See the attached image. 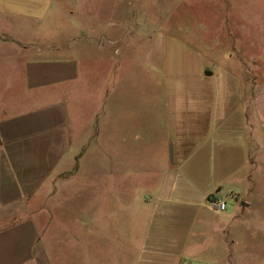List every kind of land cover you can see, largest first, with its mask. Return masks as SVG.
Listing matches in <instances>:
<instances>
[{
  "label": "crops",
  "instance_id": "1",
  "mask_svg": "<svg viewBox=\"0 0 264 264\" xmlns=\"http://www.w3.org/2000/svg\"><path fill=\"white\" fill-rule=\"evenodd\" d=\"M223 3L222 46L165 41L158 65L124 70L109 44L130 21L97 27V0H0V264H246L242 235L264 264V0ZM95 35L89 57L109 68L82 65ZM91 72L92 100L74 101ZM104 130L115 162L100 177L125 191L65 200L64 184L96 178L84 158ZM125 140L141 165L117 163Z\"/></svg>",
  "mask_w": 264,
  "mask_h": 264
},
{
  "label": "rangeland",
  "instance_id": "2",
  "mask_svg": "<svg viewBox=\"0 0 264 264\" xmlns=\"http://www.w3.org/2000/svg\"><path fill=\"white\" fill-rule=\"evenodd\" d=\"M99 4H97L96 13L92 14V19L96 20L97 27L102 25L103 28H115L113 25L119 24V26L124 27L127 21H130L127 26H125L124 34V43L113 45L109 44L112 47V55L119 56L121 58V67L125 69L128 68H138L142 69L143 67H147V65H158L160 61V52L163 51L164 45L163 42L167 41L169 44L174 45L176 40H182V42H186L189 46L194 45L198 40H202L207 42L208 40H214L216 45H223V32L224 24L222 22V14L225 15L227 13V9L224 7V1L228 2L229 0H97ZM241 4L239 6H244V4L250 5L254 3V0H238ZM221 3V4H220ZM220 6V9L218 7ZM102 8V10H100ZM247 14V11L246 13ZM129 18V19H127ZM223 21H226L225 18ZM226 28V26H225ZM120 29V28H119ZM124 29V28H123ZM94 40L89 42V44L93 45L92 49L85 48L88 52L87 61L82 62L84 67H88L91 70H96L100 65L104 68H109L111 66L112 61L108 62L104 60V64L100 59H94L91 55L89 57V53L95 54L99 52L97 49L99 36L95 35ZM242 45V44H241ZM245 45V44H244ZM243 47V46H241ZM162 48V50H161ZM165 51V50H164ZM86 53V52H84ZM132 54L131 56H129ZM96 60V61H95ZM122 68V69H123ZM95 76L94 72L85 74L86 84L84 85L81 95H74L73 100L78 101V97L82 100H92L91 96L95 91ZM100 78V76H98ZM126 76L122 75L121 78H125ZM147 76H145L146 78ZM91 80V81H88ZM137 83L134 85V95L135 99H138L140 92L138 89H141V85L143 82V76H136L135 78ZM121 80H120V91H121ZM147 85V84H146ZM2 88H0V96H1ZM118 94V92H117ZM119 98V97H118ZM124 98L123 94L120 96V99ZM110 102V99H109ZM106 115L109 119V106L107 109ZM79 108H74L72 112V116L75 117L77 115H81ZM88 112V110H87ZM107 117H105V122L109 124V120L107 122ZM134 140H125V143L122 145L123 149H119L118 160L121 166H125L126 164H135L141 165L142 155L140 154H127L126 151L129 149V145L133 144ZM124 150V151H122ZM150 156V155H147ZM117 158H115L116 160ZM113 160V161H112ZM114 159L111 156V140H110V132L105 131L102 132V136L98 138L94 143H92V147L88 155L84 158V163L86 166L89 165L93 167V173L96 178L92 176L89 178L84 177L81 179L82 182V190L79 189V180L80 178H75L73 181H70L69 184L63 185L60 190V196L64 195V199L66 200L68 197L78 198L80 195H87L96 193L103 190V195L116 196L120 195V193L124 192L126 186L121 183L122 179L120 176H116L114 178L107 179V176L103 178L100 177L101 168H110L114 163ZM86 173L87 168L85 167ZM136 183H143L142 174L136 173ZM142 177V178H141ZM102 179V183L100 181ZM107 181L108 182L107 185ZM117 182V183H116ZM128 183V182H127ZM103 187L101 188V185ZM101 189V190H100ZM59 197V196H58ZM224 198V197H223ZM227 202V212H231L232 210V201L230 199H226ZM55 206H60L61 203L57 198L54 200ZM224 212V211H223ZM43 215H46L44 213ZM56 221V220H55ZM44 223V221H43ZM61 224V220H60ZM42 225V229H44V225ZM47 229V228H46ZM233 232V230H232ZM44 241L47 242V231L44 229ZM256 236H252V238H247L246 235H242L243 241L238 243L235 246L236 251L244 250H255L254 239ZM54 242L59 243V240H55ZM245 243L248 246L244 245ZM254 244V245H253ZM247 247V249L245 248ZM251 248V249H250ZM234 249V250H235ZM58 251V250H56ZM247 252L246 256V264H255L254 263V251H251L249 255ZM61 255V250L58 253ZM257 254V253H256ZM219 262L210 256H207L206 259L201 260H188L185 264H218Z\"/></svg>",
  "mask_w": 264,
  "mask_h": 264
},
{
  "label": "built area",
  "instance_id": "3",
  "mask_svg": "<svg viewBox=\"0 0 264 264\" xmlns=\"http://www.w3.org/2000/svg\"><path fill=\"white\" fill-rule=\"evenodd\" d=\"M209 202H210L211 206L217 211H225V210H227V202L222 197L211 196L209 198Z\"/></svg>",
  "mask_w": 264,
  "mask_h": 264
}]
</instances>
